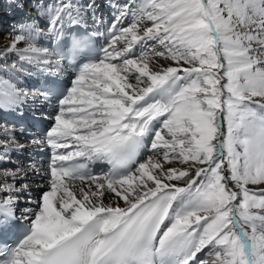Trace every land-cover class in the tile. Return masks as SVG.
<instances>
[{
	"label": "snow or ice",
	"instance_id": "6c2138e0",
	"mask_svg": "<svg viewBox=\"0 0 264 264\" xmlns=\"http://www.w3.org/2000/svg\"><path fill=\"white\" fill-rule=\"evenodd\" d=\"M7 7L0 264H264V0Z\"/></svg>",
	"mask_w": 264,
	"mask_h": 264
},
{
	"label": "bare ground",
	"instance_id": "6f19581e",
	"mask_svg": "<svg viewBox=\"0 0 264 264\" xmlns=\"http://www.w3.org/2000/svg\"><path fill=\"white\" fill-rule=\"evenodd\" d=\"M1 2H4L5 4V8H1V10H0V14H2V13H4V16L3 17H0V25L2 24H5L6 22V20L8 21V22H11V24L10 23H6V25H5V27L4 28H2V31H0V51H2L3 50V48L7 45V42H8V39H9V37H8V35H7V33L9 32V30L11 29V27H12V25L14 24V22L19 18L14 12H13V9L12 8H9V7H7V3H8V0H0V5L2 4ZM4 9V10H3ZM6 9V10H5ZM105 14L107 15V10H105ZM9 19V20H8ZM111 18L109 17V20H110ZM8 25H10V26H8ZM1 32H3V33H1ZM41 43H43V41L41 42ZM13 59H15V57L14 56H11V55H9L8 57H7V60L8 61H11V60H13ZM0 62H2V61H0ZM121 203H123L122 201H121Z\"/></svg>",
	"mask_w": 264,
	"mask_h": 264
},
{
	"label": "rangeland",
	"instance_id": "374dc122",
	"mask_svg": "<svg viewBox=\"0 0 264 264\" xmlns=\"http://www.w3.org/2000/svg\"><path fill=\"white\" fill-rule=\"evenodd\" d=\"M1 3H2V4L0 5V10H1V8H5V5H4L5 3H4V2H1ZM3 10H4V9H3ZM5 10H6V9H5ZM3 16H4V13L0 14V17H3ZM8 20H9V19H8ZM5 22L8 23L7 20H6ZM15 22H16V21H15ZM15 22H14V23H15ZM6 23L3 24V25H2V24L0 25V31H2V28L5 27ZM1 33H3V32H1Z\"/></svg>",
	"mask_w": 264,
	"mask_h": 264
}]
</instances>
